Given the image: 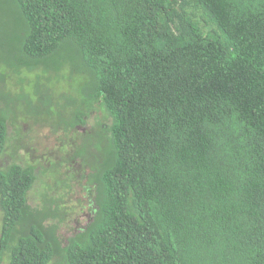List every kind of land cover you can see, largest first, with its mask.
<instances>
[{
  "label": "trees",
  "instance_id": "16d2710c",
  "mask_svg": "<svg viewBox=\"0 0 264 264\" xmlns=\"http://www.w3.org/2000/svg\"><path fill=\"white\" fill-rule=\"evenodd\" d=\"M24 72L83 79L62 104L12 94ZM21 104L94 120L74 158L96 210L64 248L34 168L0 170V264H264V0H0V157Z\"/></svg>",
  "mask_w": 264,
  "mask_h": 264
},
{
  "label": "rangeland",
  "instance_id": "374dc122",
  "mask_svg": "<svg viewBox=\"0 0 264 264\" xmlns=\"http://www.w3.org/2000/svg\"><path fill=\"white\" fill-rule=\"evenodd\" d=\"M82 79L69 81L65 73L63 78L47 84L41 72H24L19 77L8 76L7 88L14 95L24 93L33 96L36 85L45 84L57 99L56 102L63 104L60 98L75 96L76 85ZM23 109L24 104H21L16 114L9 118L8 140L5 152L0 157V170H6L12 164L34 168L36 182L28 194V205L31 209H41L50 201L56 202L60 219L46 222L44 227L55 226L56 236L65 248L72 237L86 230L95 216L94 193L86 190L90 186V172L84 169L82 160L74 158L75 149L79 147L87 129L94 126V120L90 121L87 129L80 127L73 133L65 134L63 130H56L58 117L38 121L24 113ZM2 219L0 211V232ZM60 263L61 260L56 259L51 264ZM2 264H9L7 257Z\"/></svg>",
  "mask_w": 264,
  "mask_h": 264
}]
</instances>
